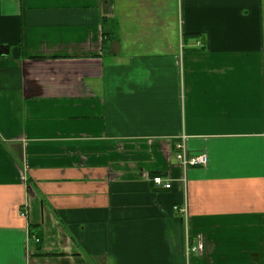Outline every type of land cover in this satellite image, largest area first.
I'll return each mask as SVG.
<instances>
[{
  "label": "crops",
  "instance_id": "obj_1",
  "mask_svg": "<svg viewBox=\"0 0 264 264\" xmlns=\"http://www.w3.org/2000/svg\"><path fill=\"white\" fill-rule=\"evenodd\" d=\"M263 4L0 0V264H264Z\"/></svg>",
  "mask_w": 264,
  "mask_h": 264
},
{
  "label": "built area",
  "instance_id": "obj_2",
  "mask_svg": "<svg viewBox=\"0 0 264 264\" xmlns=\"http://www.w3.org/2000/svg\"><path fill=\"white\" fill-rule=\"evenodd\" d=\"M185 138H180L174 146V157L179 165L184 169L187 167H205L207 165V157L205 155H196L192 156L188 154L185 147ZM151 182L156 187H161L163 190H169L171 188V183H165L160 176H155L152 178ZM181 212L186 213L185 209H182ZM196 249H192L191 252H195Z\"/></svg>",
  "mask_w": 264,
  "mask_h": 264
},
{
  "label": "trees",
  "instance_id": "obj_3",
  "mask_svg": "<svg viewBox=\"0 0 264 264\" xmlns=\"http://www.w3.org/2000/svg\"><path fill=\"white\" fill-rule=\"evenodd\" d=\"M113 22L111 21H103V32H102V50L106 49V39L107 38H112L113 39V35H115V33H113ZM35 236L37 235V238H40V233L38 234H34Z\"/></svg>",
  "mask_w": 264,
  "mask_h": 264
},
{
  "label": "water",
  "instance_id": "obj_4",
  "mask_svg": "<svg viewBox=\"0 0 264 264\" xmlns=\"http://www.w3.org/2000/svg\"><path fill=\"white\" fill-rule=\"evenodd\" d=\"M0 55L6 56L7 55V49L5 47H0Z\"/></svg>",
  "mask_w": 264,
  "mask_h": 264
},
{
  "label": "rangeland",
  "instance_id": "obj_5",
  "mask_svg": "<svg viewBox=\"0 0 264 264\" xmlns=\"http://www.w3.org/2000/svg\"><path fill=\"white\" fill-rule=\"evenodd\" d=\"M264 1V0H263ZM263 7H264V4H263Z\"/></svg>",
  "mask_w": 264,
  "mask_h": 264
}]
</instances>
